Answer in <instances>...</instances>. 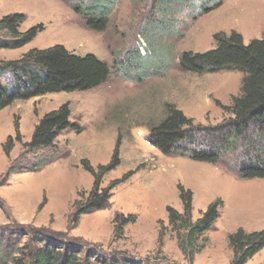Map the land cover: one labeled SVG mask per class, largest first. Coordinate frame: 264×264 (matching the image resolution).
Segmentation results:
<instances>
[{
	"label": "rangeland",
	"instance_id": "obj_1",
	"mask_svg": "<svg viewBox=\"0 0 264 264\" xmlns=\"http://www.w3.org/2000/svg\"><path fill=\"white\" fill-rule=\"evenodd\" d=\"M219 1L0 0V21L24 14L27 19L20 32L44 26V32L25 47L0 50V68L2 62L19 60L32 49L55 45L79 56L93 54L111 68L108 81L91 91L17 101L0 112V185L10 166L21 172L0 186V264L26 261L29 249L40 247L48 238L80 245L82 257L92 252L97 257H127L144 264H189L167 214L168 207L183 212L179 185L193 193L194 221L214 201L224 202L220 218L207 234L206 247L192 264H230L229 236L238 229L264 230V180L239 176L250 157L264 161V140L253 129L219 149L220 162L215 165L166 157L147 141L151 128L172 107L201 130L196 146L184 144L192 150H208L199 142L218 137V127L232 117L222 107H230L233 97L241 95L242 73L195 74L179 66L184 53L215 49L216 34L238 33L246 45L263 38L264 0H222L218 8L202 14L201 5L212 7ZM93 4L108 15L104 32L89 29L82 14L74 10L84 11ZM72 32L81 35L72 38ZM11 39L0 28V40ZM2 82L14 84L13 72H5ZM67 103L71 120L82 132L64 131L53 148L24 149L40 120ZM17 122L21 142H15L7 156L3 146L8 137H16ZM117 147L121 165L105 176L103 187L137 172L112 191L108 209L82 216L79 225L70 229L80 195L87 197L94 184L82 161H89L94 169L107 165ZM117 215H134L137 221L118 233L113 223ZM263 262L264 249L248 264Z\"/></svg>",
	"mask_w": 264,
	"mask_h": 264
},
{
	"label": "trees",
	"instance_id": "obj_2",
	"mask_svg": "<svg viewBox=\"0 0 264 264\" xmlns=\"http://www.w3.org/2000/svg\"><path fill=\"white\" fill-rule=\"evenodd\" d=\"M222 0L212 7L207 3L201 5L202 14H208L221 5ZM76 13L82 14L89 29L104 32L108 24V15H103L100 5H91L84 11L74 7ZM24 14L5 16L0 21V28L8 32L11 40H0V50H17L32 43L39 34L44 32L43 25H37L26 32H20V26L26 21ZM216 47L205 53H184L179 60V66L184 72L195 74L218 73L222 71H237L243 74L241 95L233 97L230 107H222L231 114V118L220 125L218 137L202 140L199 144L209 147L208 150H194L184 146L186 143L198 144L197 135L201 133L193 121L181 111L172 107L165 118L152 127L147 137L148 143L158 149L164 156L188 157L199 163L215 165L220 162L219 149L233 145L239 139L246 137L252 130L257 138L264 140V35L261 40H253L248 45L238 33L230 35L220 33L214 36ZM0 80L7 71L13 72L14 84L0 83V112L17 101H27L49 94L88 92L105 84L111 73L110 65L93 54L79 56L68 51L64 46L55 45L47 49H32L21 59L2 62ZM16 137H8L3 146L7 156L14 149L15 142H21L19 123L15 124ZM72 130L77 134L82 127L71 120L70 105L64 104L59 109L46 114L35 127L32 139L24 144L27 151L48 149L55 146V141L64 131ZM204 131L208 129H203ZM239 172L243 180L264 179L263 158H252ZM14 165V164H13ZM121 165L119 148L115 149L113 157L107 165L96 169L89 161H82L83 169L94 178L93 188L87 197L80 195L77 210L70 218L69 228L79 225L82 216L104 211L111 206L112 191L125 184L137 171L129 172L121 179L113 180L103 187L106 175ZM33 168L32 171H40ZM20 170L10 166L1 181L4 186L10 177L20 174ZM179 198L183 212L172 207L167 208L168 221L175 234L179 248L189 264L194 262L196 255L202 252L208 243L207 234L213 230L221 216L224 202L220 199L211 203L202 217L193 220V193L182 185L178 186ZM0 199V207H2ZM42 207V206H41ZM134 215H117L114 220L115 231L122 233L125 226L134 224ZM229 247L233 251L230 264H247L254 256L264 249V230L246 232L238 229L228 238ZM40 247L29 249L26 261L16 260L15 264H144L142 261L127 257L111 256L97 257L89 252L84 253L80 245L63 244L53 239H43ZM162 245V237L160 238ZM93 255V256H92ZM264 264V262H263Z\"/></svg>",
	"mask_w": 264,
	"mask_h": 264
},
{
	"label": "bare ground",
	"instance_id": "obj_3",
	"mask_svg": "<svg viewBox=\"0 0 264 264\" xmlns=\"http://www.w3.org/2000/svg\"><path fill=\"white\" fill-rule=\"evenodd\" d=\"M80 35H81V33H79ZM77 32H72L71 34H70V36L72 37V38H77V36L79 35ZM76 36V37H75ZM71 37H69V38H71ZM68 38V37H67Z\"/></svg>",
	"mask_w": 264,
	"mask_h": 264
},
{
	"label": "crops",
	"instance_id": "obj_4",
	"mask_svg": "<svg viewBox=\"0 0 264 264\" xmlns=\"http://www.w3.org/2000/svg\"><path fill=\"white\" fill-rule=\"evenodd\" d=\"M260 180H264V179H260ZM229 248H230V247H229ZM231 252H232V250H231ZM259 253H260V252H259ZM259 253H258V254H259ZM231 258L233 259V252H232V257H231ZM249 262H250V261H249ZM249 262H248V263H249ZM248 263H247V264H248Z\"/></svg>",
	"mask_w": 264,
	"mask_h": 264
}]
</instances>
